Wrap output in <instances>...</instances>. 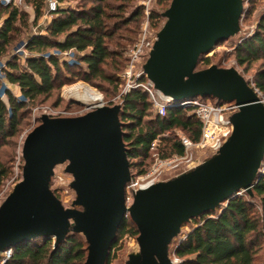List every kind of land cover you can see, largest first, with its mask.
<instances>
[{"label":"water","instance_id":"obj_1","mask_svg":"<svg viewBox=\"0 0 264 264\" xmlns=\"http://www.w3.org/2000/svg\"><path fill=\"white\" fill-rule=\"evenodd\" d=\"M243 3L170 0L135 67L137 78L165 99L232 102L235 108L222 116L230 132L217 146L134 187L121 100H74L87 109L75 116L41 112L20 145V178L0 201V257L24 242L51 239L56 249L77 235L85 245L82 264H108L128 218L137 230L136 248L123 264H178L169 249L183 226L238 194L256 200L253 186L264 167V103L234 66L197 68L200 57L218 42L240 35ZM58 167L70 177L66 186L73 198L66 205L51 188Z\"/></svg>","mask_w":264,"mask_h":264},{"label":"trees","instance_id":"obj_2","mask_svg":"<svg viewBox=\"0 0 264 264\" xmlns=\"http://www.w3.org/2000/svg\"><path fill=\"white\" fill-rule=\"evenodd\" d=\"M1 1L0 61L5 60L2 77L9 84L18 86L23 99L8 90H5L6 100L0 97V189L10 175L12 161L11 155L3 158L2 148L15 145L14 138L20 132V124L30 105L39 98H50L73 80L100 90L103 89L100 82H106L116 93L121 82L118 73L127 61L122 54L127 49L116 41L114 32L120 26L136 21L142 12L137 7L125 15L131 0H118L116 5H111L110 0H87L75 7L61 6L67 0H57L59 6L49 13L51 20L44 29L45 33L29 34L30 26L36 25L45 12V0H23L24 5L32 8L31 15L26 9L13 3L4 5ZM169 1L158 0L157 3L167 5ZM250 14L251 10L246 17ZM159 17L151 12L148 19L156 26ZM24 37L26 57L21 63L17 55H12V48ZM111 44L114 48L110 47ZM64 51L81 54L78 63H68L54 53ZM235 58L239 66L249 67L252 62H262V67L254 74L253 83L254 89L264 94V11L256 19L253 34L236 46ZM198 63L208 66L210 60L201 56ZM106 68L119 72L108 73ZM3 79L0 78V87ZM120 100L123 105L120 120L130 169L134 174L149 169L151 143L156 139L163 144L165 154H160L161 158L183 154L179 137L166 136L165 132L178 129L193 142L200 138L201 122L184 109L168 108L164 116L152 118L151 102L140 88L121 94ZM59 101L58 98L57 104ZM253 193L256 202L237 195L217 211H208L193 219L192 227L173 249L178 264H262L258 263L260 251L264 264V167L253 186ZM125 234L137 235L128 218L122 222L111 251ZM84 246L77 235L67 237L56 249L52 248L51 239L24 242L12 248L5 264H82ZM110 259L111 252L108 264Z\"/></svg>","mask_w":264,"mask_h":264},{"label":"rangeland","instance_id":"obj_3","mask_svg":"<svg viewBox=\"0 0 264 264\" xmlns=\"http://www.w3.org/2000/svg\"><path fill=\"white\" fill-rule=\"evenodd\" d=\"M157 1L158 0H131L129 2L130 6L126 9L125 15L129 13V11L137 7L138 8L140 7L142 9V12L140 13V16L138 17L136 21L131 22L128 25H122L120 26L119 29H117L114 32L116 41L120 45H123L124 48L126 49L131 47L133 43H135V42L132 43V41H134L135 39H136L135 41H137L139 37V33L142 31L143 25L146 20H147L146 30H147L148 37L152 31H155L156 29H158L163 19L159 17V22H157L158 24L154 26L153 22L149 20L148 17L151 12H154L155 14H159V12L165 9L168 4L167 5L160 4V3H157ZM12 2L13 4L18 5V0H12ZM85 2H87V0H67L61 3L60 5L65 6V7L68 5L71 7H75L79 3L81 4ZM22 3L23 1H21V4L18 7L27 10V7L25 8V6ZM110 3L111 5H116L119 2L118 0H110ZM243 5H244V10H243L242 17L240 20V27H241L240 35L234 38H229L224 41L218 42L216 46L213 48V50H211L210 52L202 56L204 58L205 57L209 58L210 60L209 65L212 63H216L218 66H221V67L234 66L248 80L249 84L254 87V83H253L254 74L257 70H259L262 67V62L261 61L252 62L249 67L239 66L237 64L235 54H236V46L241 41H243L246 37L253 34L254 29H255L256 19L259 16V14L264 11V0H244ZM249 10H251V14L249 17H246V14ZM112 13H114V11H112ZM146 13L148 14V16ZM43 15L38 20L36 25L30 26L27 33L29 34H44L45 33L44 29L46 26H44L45 22L42 21V18L44 17ZM47 17L49 18L51 16H47ZM40 20L41 22H39ZM24 41H25V37L22 40L18 41L15 44V46L12 48V55H17L21 63H24V59L26 56L24 57L22 53H18L17 49L21 48V45ZM110 47L114 48V45L111 44ZM79 55L81 54L73 52V56L71 57L74 61H76V64L78 63L77 58ZM122 57H126V52L122 54ZM121 61H122V58H121ZM0 62L4 63L5 60L2 59ZM80 65L84 66L83 63H81ZM204 67L205 66L202 63L197 64L198 69L204 68ZM106 71L108 73H118L119 72V71L113 72L109 68H106ZM122 72H123V69L118 74L121 76ZM3 82L6 85L5 90H8L11 94H13L16 97L17 96L19 97L21 95L20 90L18 92L17 90H14L11 84H9L7 81L4 80L2 81V83ZM100 83L103 87L102 90L92 85H89L88 83H85L83 81L73 80L71 83L64 85L60 90L55 91L50 98L48 99L39 98L33 105H30V107L28 108L27 114L25 115L24 119L22 120L20 124V128H19L20 132L14 138L15 145L12 148L10 147L2 148L3 158L5 155H11L12 161L10 162V175L4 181L0 189V201L9 192L12 185L16 181H18L20 178V171H21V164H22V159L20 156V145L26 133L30 131L35 125L38 124L37 116L41 112H47L52 116H75V115H79L87 111V109L83 105L77 104L74 101V100H77L76 97L73 95H70V93L68 92L69 88L76 86V85H84L88 88H91L99 92L102 96L101 102L104 104H113L115 102L120 101L121 94L125 93V90L127 88L126 80L122 76H121V82L119 84V87L116 93L112 92V85H108L106 82H100ZM257 93L260 96V98L264 100V94H262L259 91H257ZM2 98L6 100V95H4ZM58 98L60 99V101L57 104ZM154 116L155 114L152 111L151 117L153 118ZM165 135L169 137H179V135H184V133L178 129H174V130H169L165 132ZM158 144L160 145V147H156V149L153 152L158 153V155L160 156V154L164 153V151H162L163 144L157 141V145ZM153 152L150 155L151 164L154 160V157L152 155ZM208 153H209L208 151H205V152L193 153V155L196 154V155L204 156V155H207ZM12 155H14V157ZM133 169L134 168H132V170ZM131 173L132 175H137L136 173L134 174L133 171H131ZM69 179L70 177L62 172V168L58 167L56 169L55 176L51 183L52 190L61 199L62 203L65 205L68 204L73 198V193L66 186ZM126 191H127V194L130 193V189H127ZM238 195L249 199V197L245 193H241ZM250 201L256 202L255 200H250ZM224 204H222V206H224ZM222 206H220L219 208H221ZM218 209H216V211ZM192 225H193V220L191 221V223L183 226L182 232L179 235V237H177L170 245V249H169L170 256L172 259L176 260L178 263H179L178 259L174 257L173 249L176 246V244L185 237V235L188 233ZM78 237L82 239L80 236ZM135 237L136 236L132 237L129 234H125L118 240L116 247L111 251V259H110L109 264H123L124 263L127 252L131 249L136 248ZM41 239L43 238H39L35 240L39 242ZM258 255H259L258 263L263 264V261H261L262 251H260Z\"/></svg>","mask_w":264,"mask_h":264},{"label":"built area","instance_id":"obj_4","mask_svg":"<svg viewBox=\"0 0 264 264\" xmlns=\"http://www.w3.org/2000/svg\"><path fill=\"white\" fill-rule=\"evenodd\" d=\"M23 0H18L21 3ZM4 5L13 3L12 0H2ZM46 9L45 14L55 11L59 4L57 0H45ZM147 14V13H146ZM148 16V14H147ZM147 20L145 21L142 31L135 43L126 51V65L123 69L121 76L126 80V90L128 92L132 88H140L144 90L151 102L152 111L155 115L164 116L168 108H181L187 111V114L194 115L201 122V134L198 141H191L185 135H179V140L184 148L182 155H172L170 157L161 158L158 153L153 151L157 147V139L151 143V151L153 152L154 160L149 169L144 173L132 175V186L142 187L156 179L163 172L176 168L181 164L187 162L193 153L211 151L217 144L230 132V125L223 121V114L232 111L235 106L232 102L217 103L214 99L210 98H187L179 101H171L161 97L145 79L139 80L135 74L136 64L143 60L144 53L148 49V36L146 30ZM24 42L18 53L26 56L23 50ZM60 57L61 60L73 63L74 60L72 51L54 52ZM4 63L0 62V78L3 79L2 69ZM4 81V79H3ZM6 85L3 82L0 87V97L5 95ZM18 97V96H17ZM19 99H23L20 95ZM264 103V100L261 99ZM130 189V186H127ZM127 201H130V193L127 194ZM12 254V248H8L1 253L0 264H5Z\"/></svg>","mask_w":264,"mask_h":264},{"label":"bare ground","instance_id":"obj_5","mask_svg":"<svg viewBox=\"0 0 264 264\" xmlns=\"http://www.w3.org/2000/svg\"><path fill=\"white\" fill-rule=\"evenodd\" d=\"M70 95L76 97L77 100L85 103H98L101 102L102 96L99 92L88 88L84 85H76L69 88Z\"/></svg>","mask_w":264,"mask_h":264},{"label":"crops","instance_id":"obj_6","mask_svg":"<svg viewBox=\"0 0 264 264\" xmlns=\"http://www.w3.org/2000/svg\"><path fill=\"white\" fill-rule=\"evenodd\" d=\"M21 3H18V5L17 4H15V5H17V6H19ZM23 5H24V3H22ZM25 6V8L27 7V11L30 13V15L32 14V8L31 7H28V6H26V5H24ZM44 17L42 18V21H44L45 22V24H44V26H47L48 24H49V22H50V20H51V17H47V16H50V15H47V14H45V12H44V15H43ZM39 22H41V20L39 21ZM40 24V23H39ZM41 32H42V30H41ZM11 86H12V88H14V90H17L18 92H19V88H18V86L17 85H15V84H11Z\"/></svg>","mask_w":264,"mask_h":264}]
</instances>
